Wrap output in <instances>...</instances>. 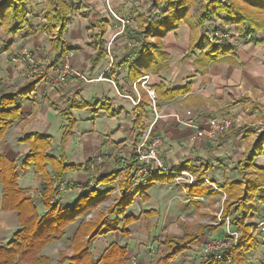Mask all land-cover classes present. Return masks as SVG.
Returning <instances> with one entry per match:
<instances>
[{
	"label": "crops",
	"instance_id": "1",
	"mask_svg": "<svg viewBox=\"0 0 264 264\" xmlns=\"http://www.w3.org/2000/svg\"><path fill=\"white\" fill-rule=\"evenodd\" d=\"M110 2V0H88L89 6L99 11L95 22H92L91 17L85 12L86 16H82L81 12L77 17H73L74 29L72 31L68 26L64 35L67 54L73 56L69 79L66 83L53 85V76H57V71L52 70L50 74L46 73L47 76L31 93L17 97L16 104L20 107V117L8 127L0 141V156L17 163L20 168L31 150L30 144L20 140L32 134L51 137L49 152L58 159L64 157L65 164L77 168L66 173L65 182L56 195V202L61 207H74L77 201L94 187L92 166H97L100 176L123 170L117 181L122 175L125 179L132 155L142 140L141 129L135 124L136 107L141 102H146L145 115L142 117L143 129L144 132L151 130L154 136L162 139L159 153L165 167L174 172L197 175L198 186L201 187L188 188L187 193L183 195L175 178L154 166H151L150 172L145 174V177L136 175L141 180H136L133 189L137 186L141 188L142 180L150 181L148 191L137 194L133 204L127 209V214L136 217L137 220L127 228L128 234L115 231L98 237V240H102L109 235L118 234L122 239L108 243L106 241L103 249L116 243L127 248L129 252V247L133 246L132 229L138 223L142 224L143 221V230L147 233L151 232L159 225V217L156 215L164 209L167 218L162 222L163 229H168L170 237L181 239L179 225L182 224L179 221L185 216L190 218L196 216L197 212L203 213L202 209H208L209 204L212 207L213 202L216 201L211 200L221 198V194L224 193L226 178L234 174L236 177L232 181L239 179L238 166L235 167L229 161L233 157L235 160L238 156L243 158L241 151H246V143H252L258 138L259 133L264 131V115L259 118L257 114L253 115L249 112L260 102L264 107V43L239 45L237 49L232 46V52L226 53L212 63H207L201 60V56L206 55L209 50H205L200 35L206 23L195 30L182 23L163 40V52L169 59L166 62L167 68L158 73L152 68L147 69L149 62L145 59L146 54H137V51L128 46L125 34L109 30L112 17L105 15V8H110ZM141 12L145 13L146 10ZM101 20L108 21V28L103 43L99 46L97 25ZM89 23H92L90 26L92 29L88 27L90 30L87 28ZM24 30L19 34H23ZM42 31L43 33L36 35L32 32L33 36L27 33L26 37L24 35L20 37V41L26 48H34L37 52L46 48L56 60L57 52L52 50V37ZM67 33L71 34L70 41L66 38ZM263 34L261 33L256 40L264 41ZM45 38H48V44L45 43ZM197 38L202 45L196 46V50L192 51L191 48ZM150 39L154 41V38ZM100 47L104 49L103 56L98 55ZM11 48L15 50L16 45ZM4 53H7L6 50ZM2 57L0 55V89L5 94H15L30 81L16 85L15 80L20 78L22 67H17L14 63L6 65ZM133 68L136 70L134 74L131 73ZM161 85H164L166 90L186 87L189 89L187 93L173 101L160 100L157 108L153 109L148 102L147 89H152L156 93L155 89ZM241 99L246 100L239 102ZM71 101L81 103L83 108H71ZM188 111L194 113L197 125L201 127L209 118L237 119L238 124L231 134L220 138L217 146V140L210 142L199 139L196 127L183 124ZM246 111L248 114L245 113ZM65 112L69 116H65ZM69 118L74 121L71 130H69ZM250 119L258 120L254 124L257 132H254V136L248 137L251 129L247 127L250 124L247 121ZM212 144L219 148H214ZM258 159L257 166L264 167V161L260 162ZM232 168L234 172H231ZM47 169L51 173L53 167L48 165ZM205 170L206 172H203ZM134 172L135 170L132 171L131 177ZM205 181L207 183H204ZM68 183L73 185L69 186ZM18 185L32 198L38 199L41 195L40 180L35 175L34 166L27 172L19 169ZM100 187L107 188L99 185L96 189ZM3 188L0 182V200L3 197ZM176 192L179 194L177 197H175ZM201 197L207 198L208 203H203ZM44 213L45 210L41 213L39 208V214ZM81 220L70 224L61 240L50 243L43 249L41 255L49 259L47 264L53 258L51 256L53 244L68 237L69 230H72L68 237L71 241ZM222 227L216 232L203 235L191 246V249L183 252L181 257H176L172 263L179 264L177 261H181L182 264H201L203 247L213 241L224 239L226 234L224 232L231 233L228 225ZM19 228L18 214L10 208L2 210L0 205V246L12 241ZM125 239L127 241H124ZM95 249L96 246L94 253ZM261 249L253 254L249 264H264V261L260 263V256H257L263 252ZM71 255L72 252L67 254V256Z\"/></svg>",
	"mask_w": 264,
	"mask_h": 264
},
{
	"label": "trees",
	"instance_id": "2",
	"mask_svg": "<svg viewBox=\"0 0 264 264\" xmlns=\"http://www.w3.org/2000/svg\"><path fill=\"white\" fill-rule=\"evenodd\" d=\"M30 1L0 0V28H5L8 34L16 35L22 32L27 24ZM44 2L45 25L43 30L52 37V50L57 52L55 66H64L65 56L68 53L64 35L73 21L74 9L67 0H44ZM198 4V0H152L145 13L140 12L135 16L136 27H125V36L128 42L132 43L133 50L137 51V54H146L145 59L149 62L147 69L152 68L159 73L167 68L166 62L169 57L163 52V40L170 32L177 30L182 23L187 24L191 30H195L207 22L214 21L215 18L219 19L222 14L237 25L244 26L242 33L245 37H255L264 33V0H205L197 9ZM81 15L86 16L85 13ZM97 26L100 46L107 32L108 21L101 20ZM150 38H154V42H151ZM195 42L192 50L202 45L199 38ZM253 43L259 44L264 41H258L255 38ZM103 51L104 49L100 47L98 55L103 56L105 53ZM232 51L231 44H222L218 48L210 49L206 55L201 56V60L212 63ZM134 71L136 70L133 68L131 73L134 74ZM43 78L45 77L41 76L30 80L15 94H5L0 89V141L8 127L20 117V107L16 104L17 97L31 93ZM188 89L186 87L166 90L164 85L157 87L155 89L157 105L160 100L163 102L175 100L187 93ZM244 100L246 99H241L239 102H244ZM71 102V108H83L81 103ZM145 107L146 102H141L135 111V124L141 129V134L144 132L142 117L145 115ZM64 115L69 116L66 112ZM69 123V130H71L74 121L69 118ZM254 132L257 131H249L248 137L254 136ZM20 141L31 145L30 153L23 160L20 168L17 163L0 156V182L4 187L0 205L2 210L10 208L15 211L20 224L12 241L0 246V264H46L49 259L41 255L43 249L50 243L60 240L70 224L86 217L93 209L105 202L117 186L120 190V197L116 198L114 204L110 206L108 214L99 216L95 220H83L79 223L78 230L71 239L73 254L71 256L60 254L59 264H129L127 248L115 243L105 249L103 255L97 260L94 255V243L98 237L110 232L120 231L128 234L127 228L137 220L131 215L126 216L127 209L133 204L137 194H144L148 191L150 181L142 180V187L137 186L133 189L136 180H141L137 178V173L131 177L133 170L137 171L142 167L138 164L136 153L132 155L124 180L117 182L123 170L106 176L98 175L93 178L94 187L87 195L81 197L74 207H61L56 202L58 190L65 182L66 173L77 168L65 164L64 157L58 159L49 152L51 137L32 134L23 137ZM262 154H264V134L248 145L239 164L242 166L241 179L227 183L223 189L226 196L223 218L229 217V226L233 232L240 235L237 242L233 243L226 252L231 257L232 264H249L250 258L263 244L261 238L258 237L257 233L260 231L256 223L248 222L254 214L264 213V207L262 209L260 207L264 206V168L254 163L255 159ZM48 165L53 167L51 173L47 169ZM32 166L35 167V175L40 180L41 195L38 199L28 196L18 185L19 169L27 172ZM139 176L145 177V175ZM68 185L71 186L73 183H68ZM99 185L106 186L108 189L101 192L96 189ZM195 187H198V184L189 188ZM39 206L45 210L43 215L38 212ZM110 216H116V218L110 219ZM218 229L219 227L205 226L201 234L188 235L184 240L166 239L162 244L166 249V254L159 264H169L177 256L191 249V246L197 243L203 235L216 232ZM224 236V239H230L227 233ZM201 264L214 263L201 262Z\"/></svg>",
	"mask_w": 264,
	"mask_h": 264
},
{
	"label": "rangeland",
	"instance_id": "3",
	"mask_svg": "<svg viewBox=\"0 0 264 264\" xmlns=\"http://www.w3.org/2000/svg\"><path fill=\"white\" fill-rule=\"evenodd\" d=\"M67 1L69 2V4L74 9V16L77 17L78 15H80L79 13L85 12L87 14V16L91 17L92 22H95V20H96L95 17H96V15H99V11L96 8L90 7L88 4V0H67ZM110 1H111L110 2V8L109 7L105 8V12H106L105 15L108 14L109 16L112 17L111 18L112 19L111 31H119V30L124 31L123 28L121 27L120 21L129 20V21H131V24L127 27H130V28L136 27V23H135L136 13L137 12L140 13L141 10L147 11L152 0L151 1L150 0H110ZM123 1H125L126 3H122ZM204 1L205 0H198L199 4H198L197 9L200 7V4L203 3ZM128 2H130V3L127 4ZM192 11H195V10H192ZM93 12L95 14H93ZM44 13H45L44 0H31L28 3V15H30V16H28L29 18H27L28 19V25L27 26L25 25V28H24L25 30H24L23 34H18V36L15 34H8L5 32V28L4 29L0 28V44H1L0 55L3 56L2 58H4L6 65H11V63H14L17 65V67H22V73H20V78H17L15 80L16 85L22 84L23 82H26V81L34 80V79L41 77V76L45 77V76H47L46 73L48 72L50 74V71H52V70L57 71V76H53V80H52L53 85L57 86L61 83H66L67 80L69 79L70 65H69L68 73L66 74V77H65V81L62 82L58 78H59V72H60V70L63 69L62 67H64V66H59V65L55 66L54 61H56V60L50 51H47L46 48H43V50H41V52H37L36 50H34V48H31V47L26 48L25 46H23L24 44L20 41V39H21L20 37H24V36L26 37L27 33H31V35L33 33H34L33 35H36V33H43V31H42L43 26L45 25ZM215 19H213L214 21H212V22H207L203 26L204 28H202L201 32H200V35L202 36V41H204L203 43L205 46V50L208 49L210 51V49H212L213 47L218 48V46L222 45V44L218 45V44H211L210 43V40H208V36L212 33V31L219 30V31H223V32L228 33L227 34L228 38L225 41H223L222 43L223 44H231V46H235V48L238 47L239 45L243 46L245 44H250V43L255 44V43H253V39L259 38L258 36L260 34H258L255 37L251 36L252 37L251 40H248V38H247L248 36L245 37V35L242 33L244 26L237 25L236 23L230 21L229 18H227L226 16H224L222 14H221L219 19H216V20ZM73 21L69 25V28H71L72 31H73L74 26H75V25H73ZM91 25H92V23H89L87 25V28L88 27L91 28L90 27ZM263 35H261V37H263ZM12 37H19V38L13 39ZM70 37H71V34L70 35L68 34L66 36V38H68L69 41L71 39ZM45 41H46L45 43L48 44V42H47L48 38H45ZM151 42H154V41L151 39ZM220 42H221V40H219V43ZM14 44L16 45V49L12 50L11 47ZM5 50L7 53H4ZM195 50H192V51H195ZM66 57H68V61L70 64L73 56L70 54H67L65 56V58ZM16 59L18 61H15ZM65 64H66V62H65ZM147 95H148V92H147ZM148 102L150 105L151 100H150L149 95H148ZM257 103H259V102H257ZM155 107L157 108V95H156ZM254 107H255L254 109H251V111H249L250 113H252L253 115L257 114V116L259 118L264 115V111H263L264 107L262 106L261 102L259 104H257V106L255 105ZM245 113L248 114V111H246ZM192 114L194 116L193 112H192ZM233 120H235V119H233ZM247 122L250 123L249 126H247V127H249V129L256 130V126H254V124H256L258 122L257 119L256 120L250 119ZM237 124H238V122L236 119L232 129H230L229 131L219 135L215 140H212V141L217 140L218 142L216 143V145L218 146L220 138L225 137L228 134H231V132L236 128ZM258 125H260V124H258ZM197 133H198V130H197ZM263 134H264V131L260 132L259 137H260V135H263ZM212 141H210V142H212ZM214 144H212V146H214ZM241 144L243 145L244 143H241ZM247 144L250 145L251 142L246 143L245 150L248 149ZM217 146H214V148H219ZM241 153H242V155H244L246 153V151L245 152L241 151ZM259 157H261V159H258ZM242 159L243 158H240V156H238V158L236 160L233 157L231 159V161H229V163H232L235 167L238 166V169H239L238 173H239L240 179L242 177L241 173H240L242 170V166H239V164H240V161H242ZM257 159L260 162L264 161V154L258 156L255 159V162H254L255 165H257V163H258ZM98 164L100 165V163H98ZM92 167H93L92 173L94 174L93 176L95 178L99 175L97 172V168H96L97 166H92ZM262 168H264V167H262ZM235 170H237V169H235ZM248 171H252V170L248 169ZM203 172H206V170ZM231 172H234L233 168H232ZM194 176L198 177L197 175H194ZM235 177H236V175L234 176V174H233L231 177L226 178L225 180L227 182L225 183V186L227 183L232 182V179H234ZM120 180H124V175L121 176ZM175 182H176V180H175ZM204 183H207V182H204ZM189 187L190 186L187 185L186 189L188 190ZM198 187H201V185ZM198 187H195V188H198ZM115 189L109 195L108 199L105 202H103L99 207L93 209L90 212V214H88L86 217L81 218L82 219L81 221H83V220L90 221L91 219L95 220L99 216L107 215L109 212L110 206L112 204H114L116 198L120 197V190H119L118 186H117L116 191H115ZM206 189L208 190L209 188H206ZM98 190L101 192H104L107 190V188L100 187ZM223 191H225V190H223ZM182 194L185 195L184 192ZM221 195H222L221 198H216V200H211L212 202L216 201V202H213L212 207L210 204L209 205L206 204V205H208V209L203 208L202 209L203 213L200 214L199 212H197L198 215L196 214V216H192L190 218H188L189 216H185L184 219L179 221L182 224V225H179V235H182V236H181V239H178V240H184L185 238L188 237V235L201 234L205 226H211L212 225L213 227H219V228L222 226L225 227L226 225L229 226L230 218L229 217L223 218V211L225 208L224 202H225L226 196L224 193ZM177 196H179V194L176 192L175 197H177ZM33 197H34V195H33ZM206 202H207V198L204 197L203 203H206ZM260 207L263 208L264 206L261 205ZM39 208L41 210V213H43L44 208L42 206H39L38 212H39ZM127 213H128V211H127ZM127 215L128 214H126V216ZM156 216L159 217V225L154 227V230H152L151 232L149 231L147 233L146 230H143V226H144L143 221H142V224L138 223V225H136L135 228L132 229L131 235H132L133 246L129 247V252L127 250V257L129 259V264H132L133 262H135L136 264H159V261L166 254V251H165L166 249L164 248V246H162L163 242L166 239H175V238L170 237V235H168L169 234L167 231L168 229H166V228L163 229L162 222H163L164 218H167V217H165V210L161 209L160 212H158V214ZM197 216H199V217H197ZM115 218H116V216H110V219H115ZM150 218H152V217H149V219ZM151 220H154V219H151ZM251 221L258 224L257 229L260 230V233L258 232L257 234H259L258 237L261 238L262 243L264 244V232L262 234V232H261L262 230L260 228V225H262V227L264 226V214L263 213H259L258 215L254 214L252 218L248 219V222H251ZM225 223H226V225H225ZM224 227H222V228H224ZM229 228H230L232 235H235L236 238L238 239L240 235L236 232L233 233L231 226H229ZM71 231L72 230H69L68 237L70 236ZM224 233H227V232H224ZM172 235H174V234H172ZM227 235H229V233H227ZM68 237L64 238V240H62L58 243L53 244V247L51 249V256L53 258L49 264H58V262L60 261V257H61L60 254H62V253L67 255V254H71V252H72V254H73V245H72V242L68 239ZM116 239L118 241H120L122 239V237L118 234H115V236L109 235L102 240H98V239L95 240V243H94V245L96 246L95 254H94L95 258L98 260L103 255V253L105 251L103 249L104 248L103 244L106 241L108 243V241H112V240L115 241ZM57 241H59V240H57ZM124 241H127V239H125ZM263 244L261 247L262 248L261 251L263 250V252L257 255V256H260V259H259L261 261L260 263H262L264 261V245ZM100 247H102V248H100ZM181 256L182 255H179L177 257H181ZM177 263L182 264L181 261H177ZM169 264H173L172 261Z\"/></svg>",
	"mask_w": 264,
	"mask_h": 264
},
{
	"label": "built area",
	"instance_id": "4",
	"mask_svg": "<svg viewBox=\"0 0 264 264\" xmlns=\"http://www.w3.org/2000/svg\"><path fill=\"white\" fill-rule=\"evenodd\" d=\"M121 27L125 31V27L131 24V21H120ZM112 26L110 25L109 30L111 31ZM124 31H120V34H125ZM224 34V35H223ZM228 33L223 31H212V33L208 36V40H210L211 44H223L222 42L228 38ZM223 36V37H222ZM248 40H251V36L247 37ZM219 40L221 42L219 43ZM128 46L132 47V43L128 42ZM15 61H18L17 59ZM66 64L63 69L59 72V80L64 82L66 74L69 70V61L68 57L65 58ZM148 95L151 100L150 106L153 109H156V94L152 89H147ZM235 120L232 118H209L203 127L198 126L197 120L194 118L191 111L187 112L186 119L184 120L185 125L190 127H196L198 130L197 137L199 139H205L208 141L215 140L219 135L229 131L232 129ZM201 127V128H200ZM142 140L137 145L135 149V153L137 155L138 164L142 166L139 170H135L134 174L145 175L150 172L151 166L157 168L160 171H163L167 174L172 175L176 184L181 188V190L186 194L187 189L186 186H193L199 184V179L188 173H178L172 170H169L165 167L163 159L160 156L159 149L162 145V139L159 136H154L151 130L145 131L142 133ZM207 182V181H205ZM204 200V198H200ZM264 214V213H263ZM261 232H264V226L260 225ZM259 230V229H258ZM260 231V230H259ZM230 239H222L218 241H213L209 244H206L201 252V262H213L214 264H232V259L230 256L226 254V252L230 249L233 243L237 242V238L232 233L229 234ZM236 238V239H235ZM132 264H136L133 262Z\"/></svg>",
	"mask_w": 264,
	"mask_h": 264
}]
</instances>
